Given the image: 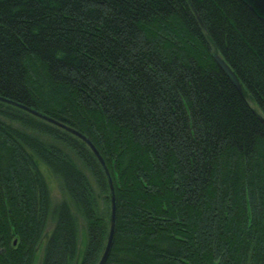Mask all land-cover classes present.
<instances>
[{
    "label": "trees",
    "instance_id": "obj_1",
    "mask_svg": "<svg viewBox=\"0 0 264 264\" xmlns=\"http://www.w3.org/2000/svg\"><path fill=\"white\" fill-rule=\"evenodd\" d=\"M0 97L103 158L116 202L105 264H264V7L253 0H0ZM40 164L66 196L40 264H97L104 170L83 141L3 102L0 264L34 262L51 202Z\"/></svg>",
    "mask_w": 264,
    "mask_h": 264
},
{
    "label": "water",
    "instance_id": "obj_2",
    "mask_svg": "<svg viewBox=\"0 0 264 264\" xmlns=\"http://www.w3.org/2000/svg\"><path fill=\"white\" fill-rule=\"evenodd\" d=\"M214 61L216 62V64L218 65V67L225 73V75L229 78V80L232 82V84L236 87V89L238 91H242V86L237 78V76L235 75V73L231 70V68L228 66V64L225 62V60H223L218 54H213L212 55ZM0 102L15 106L51 125H54L70 134H72L73 136L77 137L78 139H80L81 141H83L88 148L91 150V152L94 154V156L96 157V159L98 160L99 164L101 165L102 169L105 172V175L107 177L108 180V184H109V189H110V200H111V217H110V229H109V234H108V238H107V243L106 246L104 248V251L101 255V258L99 260V262L97 264H105L109 253L111 251V247L113 244V238H114V232H115V221H116V202H115V193H114V187H113V183H112V179L110 177L108 168L103 160V158L101 157V155L99 154V152L97 151V149L95 148V146L91 143V141L84 136L83 134L79 133L78 131L74 130L73 128L66 126L63 123H60L58 121H55L52 118H49L46 115H43L29 107H26L24 105H21L19 103H16L12 100L0 97ZM264 122V120H263Z\"/></svg>",
    "mask_w": 264,
    "mask_h": 264
},
{
    "label": "rangeland",
    "instance_id": "obj_3",
    "mask_svg": "<svg viewBox=\"0 0 264 264\" xmlns=\"http://www.w3.org/2000/svg\"><path fill=\"white\" fill-rule=\"evenodd\" d=\"M253 1L258 6L264 7V0H253ZM251 105L253 106V108L258 110V108L254 104H251ZM260 115L262 116V114ZM41 139L45 140L46 142L50 140L47 137H41ZM70 157L76 163V165H78L79 167L81 166L77 158L73 155V153L70 154ZM39 167L47 180L49 191H50V196H51V199H50L51 202H50V207H49V218L47 220L43 238L37 249L33 264H40L41 262L44 243L48 236L47 234L50 233L53 227V224H54V221L52 220V211L58 203H60L66 198L61 181L57 177H55L45 165L40 164ZM78 239H79V250L81 251L84 245V241H85V225H84L83 220L80 217H78Z\"/></svg>",
    "mask_w": 264,
    "mask_h": 264
}]
</instances>
